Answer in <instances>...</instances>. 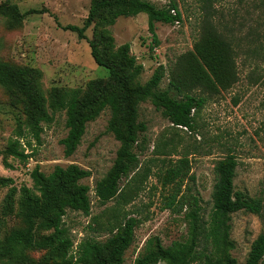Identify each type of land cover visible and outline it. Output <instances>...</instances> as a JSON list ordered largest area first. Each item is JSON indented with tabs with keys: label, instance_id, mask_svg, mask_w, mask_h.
Here are the masks:
<instances>
[{
	"label": "trees",
	"instance_id": "obj_1",
	"mask_svg": "<svg viewBox=\"0 0 264 264\" xmlns=\"http://www.w3.org/2000/svg\"><path fill=\"white\" fill-rule=\"evenodd\" d=\"M28 13H20L14 4H0V16L11 23H19ZM139 14L146 16L147 31L155 46L158 45L155 24L173 25L181 20L174 0H168V4L160 8L148 0H91L81 26L62 27L80 39H87L86 31L93 28L88 40L90 55L99 67L106 69L107 76L90 81L83 90L53 87L45 95L39 69L0 61V87L24 116L23 121H18L14 136L8 139L4 154L21 164L33 157L32 141L40 143L43 125H50L55 114L64 113L66 135L60 143L67 158L80 145L87 124L103 110L109 111L107 132L118 142V148L112 165L94 187L100 205L113 200L117 207L128 204L131 194L137 191L135 183L141 181L138 153L144 151L142 134L146 131L145 125L138 121L137 110L141 102L150 101L174 129L193 132V112L201 109L212 95L230 89L237 81L234 49L229 38L205 21L199 27L192 50L180 55L169 68L165 89L159 88L165 75L162 65L155 68L146 83L140 84L142 65L129 54V44L115 48L109 30L119 17ZM194 90L198 93L194 94ZM160 162L163 168L160 185L167 191L162 209L183 213L186 235L183 240H175L168 246H163L157 236L149 238L134 263L189 264L194 251L199 249L204 253L205 264H261L264 258V205L260 198L249 197L234 189L236 158L228 154L215 162L208 214L203 212L199 196L189 186L193 177L189 175L187 156ZM28 176L32 181L31 188L22 186L17 192L11 187L4 198V213L13 212L14 196L18 195L15 213L20 226L0 237V264L124 263V254L134 242L135 228L144 219L124 212L120 219H113L104 228L100 226L107 233L104 240L84 237L74 247L64 218L67 211L89 216L90 188L81 181L89 177L90 172L69 164L55 166L46 175L35 166ZM122 179L125 181L121 186ZM6 184H12V180L0 178V185ZM137 210L131 213L138 214L140 211ZM239 211L256 215L262 222V230L251 242L243 263L231 255L235 243L230 237V220L231 215ZM88 229L94 231L90 225ZM32 252H41V255L34 258Z\"/></svg>",
	"mask_w": 264,
	"mask_h": 264
},
{
	"label": "rangeland",
	"instance_id": "obj_2",
	"mask_svg": "<svg viewBox=\"0 0 264 264\" xmlns=\"http://www.w3.org/2000/svg\"><path fill=\"white\" fill-rule=\"evenodd\" d=\"M148 1L159 8L168 4V0ZM174 1L181 20L173 25L155 24L156 46L151 44L144 14L119 17L109 28L115 48L129 44V54L142 65L140 84L146 83L155 68L162 65L165 75L159 88L165 89L169 68L180 55L192 50L199 27L205 21L229 38L235 55L236 83L230 89L212 95L201 109L193 112V132L171 127L150 101L139 104L138 121L146 127L142 134L145 148L138 153L142 177L135 183L137 191L131 194L128 204L118 207L114 200L100 205L94 195L96 182L112 165L118 148V142L107 132L109 111L103 110L87 124L80 145L67 158L60 143L66 135L64 113L55 114L50 125H43L40 143L32 141L33 157L21 164L5 155L4 149L24 116L0 87V178L12 180V184L0 185V237L20 226L15 213L18 195L14 196L13 212L4 213V198L11 187L17 192L22 186L32 187L28 175L35 166L46 175L55 166L69 164L90 172V176L81 181L90 188L89 216L67 211L64 218L74 247L84 237L104 240L107 233L100 226L104 228L113 219H120L124 212L144 219L135 228L134 242L124 254L123 264H135L142 246L151 237L157 236L163 246L185 238L183 213L162 209L163 196L167 193L159 179L163 173L162 159L175 161L187 156L189 175L193 177L189 186L199 196L203 212L208 214L214 183L213 167L216 161L231 154L237 161L236 176L232 181L234 189L249 197L260 198L264 205V0ZM3 3L16 5L22 14L30 13L19 23H11L0 16V61L39 69L45 95L53 87L83 90L90 81L107 76L106 69L99 67L90 55L88 40L93 28L86 31L87 39H80L62 28L81 26L91 0H0V4ZM193 93L198 92L194 90ZM124 181L121 180V186ZM137 209L138 214L131 213ZM89 225L94 231L88 229ZM230 226V237L235 243L231 255L243 263L251 242L262 230V222L256 215L239 211L231 215ZM31 255L38 258L41 252ZM189 264H205L204 253L196 249ZM261 264H264V258Z\"/></svg>",
	"mask_w": 264,
	"mask_h": 264
}]
</instances>
